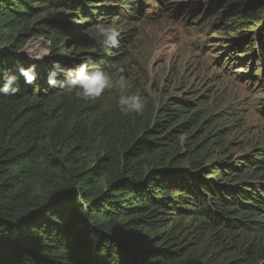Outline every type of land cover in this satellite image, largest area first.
I'll return each instance as SVG.
<instances>
[{
    "label": "trees",
    "instance_id": "trees-1",
    "mask_svg": "<svg viewBox=\"0 0 264 264\" xmlns=\"http://www.w3.org/2000/svg\"><path fill=\"white\" fill-rule=\"evenodd\" d=\"M144 1L0 0V85L21 65L40 74L0 94V264H264V148L237 152L191 99L143 93V115L125 116L117 90L84 101L46 84L54 63H126L128 50L99 52L96 25ZM209 12L234 35L256 32L264 64V0ZM40 38L46 55L21 54Z\"/></svg>",
    "mask_w": 264,
    "mask_h": 264
},
{
    "label": "rangeland",
    "instance_id": "rangeland-1",
    "mask_svg": "<svg viewBox=\"0 0 264 264\" xmlns=\"http://www.w3.org/2000/svg\"><path fill=\"white\" fill-rule=\"evenodd\" d=\"M217 1L165 3L162 15L152 20L129 9L128 15L134 16L118 15L105 22L122 30L124 46L112 52L125 49L130 54L126 63H119L128 69L123 74L125 93L136 90L155 102L194 100L209 116L221 118L237 152L248 153L264 148V64L257 47L252 60L256 32L249 34L251 39L239 37L223 29L214 12L206 13L207 4ZM48 46L42 38L32 39L21 54L41 59ZM241 46L247 52H241Z\"/></svg>",
    "mask_w": 264,
    "mask_h": 264
},
{
    "label": "clouds",
    "instance_id": "clouds-1",
    "mask_svg": "<svg viewBox=\"0 0 264 264\" xmlns=\"http://www.w3.org/2000/svg\"><path fill=\"white\" fill-rule=\"evenodd\" d=\"M133 3L138 0H132ZM167 4H179L182 0H165ZM145 3H153V0H145ZM163 13L164 2H156ZM157 17V16H156ZM122 30L111 23L99 22L96 25V43L100 53L112 54V50H119L122 40ZM93 58L82 61L71 68L62 69L59 64L54 63L47 72L46 84L48 88H64L75 97L84 101L100 98L106 90H117L120 95L117 100L119 111L125 116L130 114L143 115L146 100L140 94H125L127 82L124 73L128 70L125 65L109 62L105 67H92ZM19 76L9 72L5 75L4 83L0 85V94L13 96L19 90L17 83L19 77H23L25 86H35L39 79L37 65L27 67L23 65L18 68ZM63 75L64 79L59 77ZM118 75L119 79H114Z\"/></svg>",
    "mask_w": 264,
    "mask_h": 264
},
{
    "label": "bare ground",
    "instance_id": "bare-ground-1",
    "mask_svg": "<svg viewBox=\"0 0 264 264\" xmlns=\"http://www.w3.org/2000/svg\"><path fill=\"white\" fill-rule=\"evenodd\" d=\"M249 59H250V57L247 60H249Z\"/></svg>",
    "mask_w": 264,
    "mask_h": 264
}]
</instances>
